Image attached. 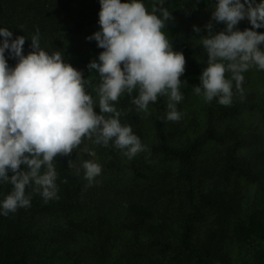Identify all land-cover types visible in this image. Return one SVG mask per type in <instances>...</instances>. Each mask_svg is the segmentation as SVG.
Segmentation results:
<instances>
[{"label": "trees", "instance_id": "obj_1", "mask_svg": "<svg viewBox=\"0 0 264 264\" xmlns=\"http://www.w3.org/2000/svg\"><path fill=\"white\" fill-rule=\"evenodd\" d=\"M215 4L163 5L172 19L162 30L186 60L180 102L193 94L208 60L188 42L182 16ZM100 7L99 0H0V27L9 28L12 39L26 37L24 55L38 30L42 48L60 51L90 81L86 90L97 101V114L100 78L87 65L104 49L86 37L100 30ZM246 28H252L247 18L239 30ZM5 57L10 67L18 61L8 50ZM242 88L241 93L233 81L229 105L205 100L204 126L193 137L170 126L166 95L144 113L132 103L137 92L123 94L114 102L121 123L131 125L147 150L128 159L111 142L105 147L85 138L71 153L58 154V199L45 202L30 185V207L0 215V264H264V141L230 127L256 108L246 77ZM85 160L102 166L87 187ZM12 189L10 182L0 184V200Z\"/></svg>", "mask_w": 264, "mask_h": 264}, {"label": "clouds", "instance_id": "obj_2", "mask_svg": "<svg viewBox=\"0 0 264 264\" xmlns=\"http://www.w3.org/2000/svg\"><path fill=\"white\" fill-rule=\"evenodd\" d=\"M99 3L100 30L86 37L104 49L98 61L93 59L87 65L100 78L95 88L99 114L94 111L97 101L86 90L90 81L60 51L42 48L38 30L31 37L32 51L24 55L26 37L12 39L13 32L0 27V184L13 185L0 200V215L30 207L31 194H26L30 185L45 202L58 199L53 161L58 154L71 153L85 138L105 147L111 142L128 159L147 150L131 125L121 123L122 112L114 102L123 94L137 92L132 103L144 113L158 96L166 95V119H181L176 105L183 99L180 76L186 60L182 51L173 50L162 30L172 19V12L163 6L165 0H153L150 10L144 0ZM245 18L252 28H235ZM211 19L226 27L215 32L211 21L205 25L209 35L203 36L201 43L207 52V67L194 91L208 102L218 98L220 104L229 105L233 81L242 93L243 73L253 66L264 70V32L255 31L264 27V0H216ZM193 30L199 32L200 28L194 25ZM6 50L18 58L14 67L6 60ZM82 167L86 187L91 186L102 166L85 160Z\"/></svg>", "mask_w": 264, "mask_h": 264}, {"label": "rangeland", "instance_id": "obj_3", "mask_svg": "<svg viewBox=\"0 0 264 264\" xmlns=\"http://www.w3.org/2000/svg\"><path fill=\"white\" fill-rule=\"evenodd\" d=\"M146 7L150 10L153 0H144ZM216 5V4H215ZM210 6L205 10H191L190 12H184L182 16V22L184 27L189 28V40L191 44L197 45L200 56L208 57L206 50L203 48L201 40L203 36L209 35L208 29L205 27L211 21L212 30L215 32L223 31L226 25L223 22H217L211 19L212 11L215 8ZM241 21L235 26L239 29ZM200 28L199 32L193 30V26ZM257 32H264V27L255 29ZM214 34V33H213ZM226 77H231V73H226ZM244 77L248 78L251 86L253 87L255 94L256 108L249 114L243 115L238 120L231 124V130L240 136H255L264 141V71H260L255 67L250 68L243 73ZM200 77L197 80L196 86L200 85ZM205 99L203 94H196L194 91L190 98L184 102L177 103V110L181 113V119L178 121H171L170 126L174 128L178 127L180 135L185 133L189 134V137H193L198 133V129L204 124V117L202 115V108L204 106ZM168 111V108H167ZM199 122V123H198ZM204 126V125H203ZM91 158L94 157V153H89Z\"/></svg>", "mask_w": 264, "mask_h": 264}]
</instances>
